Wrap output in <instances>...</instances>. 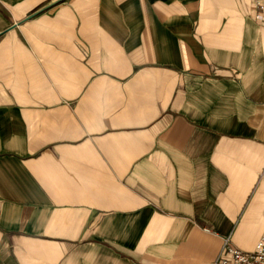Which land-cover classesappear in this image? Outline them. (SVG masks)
<instances>
[{
  "label": "crops",
  "instance_id": "1",
  "mask_svg": "<svg viewBox=\"0 0 264 264\" xmlns=\"http://www.w3.org/2000/svg\"><path fill=\"white\" fill-rule=\"evenodd\" d=\"M254 0H0V264H219L264 233Z\"/></svg>",
  "mask_w": 264,
  "mask_h": 264
},
{
  "label": "built area",
  "instance_id": "2",
  "mask_svg": "<svg viewBox=\"0 0 264 264\" xmlns=\"http://www.w3.org/2000/svg\"><path fill=\"white\" fill-rule=\"evenodd\" d=\"M253 17L264 29V0L253 1ZM261 176L264 177V168ZM217 260L219 264H264V233L251 251L240 250L225 241Z\"/></svg>",
  "mask_w": 264,
  "mask_h": 264
}]
</instances>
